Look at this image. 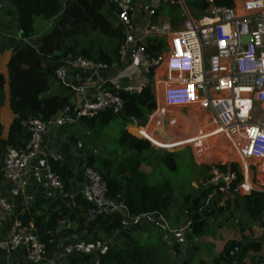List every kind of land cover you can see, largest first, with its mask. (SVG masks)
Here are the masks:
<instances>
[{"label":"trees","instance_id":"1","mask_svg":"<svg viewBox=\"0 0 264 264\" xmlns=\"http://www.w3.org/2000/svg\"><path fill=\"white\" fill-rule=\"evenodd\" d=\"M8 1L11 7L4 11L16 15L23 38L42 34L37 46L22 42L13 48L8 62V79L0 71V113L8 85L10 106L15 114L7 138L3 137L0 117V147L22 149L29 141V135L23 133V120L39 118L50 126L54 116L67 106L74 107L71 88L56 79V70L64 61L69 57L83 56L98 64L118 67L122 64L120 47L126 33L113 10L114 6L108 5L106 0ZM215 2L234 6V0ZM188 6L191 10L203 13L209 3L208 0H189ZM167 8L173 26L180 27L185 19L183 11L175 5H164L157 12L158 15ZM39 17L50 24L38 28ZM148 40L145 48L151 55L160 54L166 46L161 36L150 35ZM55 85L58 88L53 92ZM109 89L118 92L123 99L125 115L106 108L92 116L63 119L78 123L80 131L84 132L85 135H80V138L84 141L82 154L85 164L99 171L107 184L109 197L119 199L124 204L123 210L93 216L86 207L73 205L60 196L47 199L43 195L20 217L26 224L33 225L35 234L47 250L51 249L62 221L70 224V228L65 229L67 234L85 233L97 240L109 241L105 250L73 251L66 258L70 264H150L149 249L135 236V229L147 228V225H138L142 217L169 213L174 203V188L170 180L151 184L152 173L143 171L141 167L154 163L157 167L165 162L175 170L177 165L173 158L176 151L165 152L157 157L158 150L148 139L137 137L128 130L126 115L147 122L149 115L156 109L152 85L140 94L118 91L112 85ZM113 124H116V130L107 131ZM50 164L61 176L65 193L70 194L71 181L75 176L71 165L65 160H51ZM222 168L227 171L229 166ZM231 168L239 170L237 164H232ZM222 196V193L214 192L213 187L202 189L199 196L185 194L183 209L186 220H183L189 224L186 240L194 241L206 233L209 219L216 214L214 207L218 197ZM240 199L253 223H258L263 229V234L260 237L249 236L245 234L246 227H241V237L226 241L212 264L264 262V190H253L233 198L230 196L227 203H238ZM218 211L222 212L223 207ZM148 226L165 229L158 223ZM114 236L117 237L113 239ZM162 243L166 244V239ZM177 250L180 251V248L177 247ZM184 258L183 264H189L187 256Z\"/></svg>","mask_w":264,"mask_h":264},{"label":"built area","instance_id":"2","mask_svg":"<svg viewBox=\"0 0 264 264\" xmlns=\"http://www.w3.org/2000/svg\"><path fill=\"white\" fill-rule=\"evenodd\" d=\"M106 2L114 6L126 33L120 47V66L138 67L144 76H150V81L142 79L132 86L116 83L112 77L103 78L95 103L74 108L67 106L64 112L81 117L112 108L125 115L123 99L107 86L140 94L152 85L156 109L144 123L135 116L126 115L128 130L132 134H135L132 130L145 129L154 131L159 138L155 130L150 129L151 123L165 119L167 110L172 107L211 109L214 111L212 129H200L189 144L196 157L201 159L209 151L212 138L223 135L235 150L237 159L234 164L239 170H233L231 163L226 171L222 168L227 166L223 160L215 161L201 189L213 187L214 192L226 197L264 190V0H234L233 7L208 0L209 6L199 19L192 16L189 0H145L143 13L136 0ZM164 5H175L183 11L185 19L180 27H174L171 19L158 15ZM10 6V1L0 0V13ZM142 15L152 21L143 34L138 27ZM150 35L161 36L165 41L166 46L158 55H151L145 48ZM112 68L115 67L95 63L83 56L69 57L56 70V79L62 85L76 89L71 81V70L92 69L96 72L111 71ZM21 125L23 133L29 135V141L22 149L9 148L2 170L4 177L13 183L22 178L29 163L42 153L49 128V124L39 118L23 120ZM49 158L50 161L64 160L59 153H51ZM86 175L88 186L84 195L93 204L89 210L91 215L123 210L124 204L119 199L109 197L107 184L99 171L87 167ZM46 177L49 190L44 197L60 196L66 200L69 194L65 193L64 182L50 163ZM0 212H12L11 204L1 194ZM148 216H156L163 225L167 224L165 215L154 213ZM0 248L23 250L27 260L35 264L40 263L47 252L33 225L26 224L18 216L10 225L7 237L0 242ZM58 264L70 262L64 259Z\"/></svg>","mask_w":264,"mask_h":264},{"label":"crops","instance_id":"3","mask_svg":"<svg viewBox=\"0 0 264 264\" xmlns=\"http://www.w3.org/2000/svg\"><path fill=\"white\" fill-rule=\"evenodd\" d=\"M136 2L139 6L140 12L143 13L144 6L146 4L145 0H136ZM168 11V8L164 9L160 16L170 19L169 14L167 13ZM151 22L152 21H150L148 17H144V15H142L138 22L139 31L141 32V34L146 33L148 25ZM41 38L42 34L40 33L37 36L29 38L31 41L30 43L34 46H37L40 43ZM34 39H36V43L32 42V40ZM12 53V48L10 49L7 48L5 44H0V71L7 79L8 62L12 56ZM106 77H112L116 83H119L121 85L134 86L137 85L142 79H147L150 81L149 78H146L143 75L140 68L138 67L126 68L123 66H119L112 68L111 71L98 70L96 72L92 69H73L71 70V81L76 89L82 88V91L76 89H71L72 91H70L72 94L74 107H76L77 105H83L84 103H95L99 97L100 80ZM5 92L6 100L3 107L1 108L0 117L1 123L3 125V137L7 138L8 131L11 123L15 118V114L10 106L8 85L5 88ZM194 114V118L196 119L197 123L196 126L194 124L193 126H191L194 134H196L200 129H203L204 131H210L212 129V119L214 117V111L211 109L201 110L196 108L195 110V107L186 110L182 109L179 113V116H174V118H180L181 120H190L191 116ZM64 117L70 118L74 116L65 113L63 110L53 117L51 125L48 128L47 135L45 136L43 142L42 153L29 163L22 178L14 183L7 180L2 172L4 159L10 147L6 148V150H4L3 146L0 147V194L9 201L12 207V212L10 213L0 212V242L7 237L8 229L15 217H20V215H22V213L27 210L33 202L42 197L49 190V183L46 177V169L50 163L49 155L51 153H59L60 155H62L63 159L71 165L75 174L73 180L71 181L70 194L67 196L66 200L73 205L86 207L88 210L92 208V202L84 195V191L88 186V179L86 175L87 166L82 154V140L80 138V133L77 131L78 128L80 129V127L78 123L72 120H64ZM188 127H190L189 123L185 125V128ZM132 131L137 135L147 137L155 145L167 149L185 146L191 142V137L173 141L168 140V138L160 139L156 137L154 131H148L145 129ZM81 132L84 133L82 130ZM215 137H213L212 139H214ZM183 148L181 147V149ZM213 150L214 145L211 140L210 149L208 152L203 154V157H205V155L211 154ZM193 156L196 155L193 154ZM215 158L216 159L211 160L209 157V161L207 159V161L203 162L208 164L209 167H211V164L213 162L218 160H223L227 164V166L231 164V162H227L224 157L218 156ZM141 169L147 173H151L150 171H147L146 167L144 169V167L142 166ZM231 197L233 198L234 196ZM147 220H150L148 221L149 223H146ZM154 223L163 225L160 219L156 216L142 217L141 220L138 221V225L143 226H148ZM66 228H70V224L62 221L54 237L51 249L47 250L44 259L40 263L36 264H58L60 261L66 259L67 256L75 250L88 252L94 251L99 248L105 250L107 243H109V241H100L91 236H88L85 233L67 234L65 230ZM180 228L182 229V226H180ZM116 237L117 236H114L113 239H115ZM257 260L256 263H258ZM247 261L249 262V259H247ZM0 264L35 263H31L27 260L26 254L23 250H15L12 248L7 250L0 248Z\"/></svg>","mask_w":264,"mask_h":264},{"label":"rangeland","instance_id":"4","mask_svg":"<svg viewBox=\"0 0 264 264\" xmlns=\"http://www.w3.org/2000/svg\"><path fill=\"white\" fill-rule=\"evenodd\" d=\"M191 12L192 16L196 19L201 18L203 15V13L196 12L193 9ZM49 24L43 18H37L38 28ZM22 42L31 41L30 39L23 38L18 28V18L16 15L9 14L7 10L0 13V44H5L7 48L13 49L17 44ZM32 42L36 43V39L32 40ZM145 77L150 79V76ZM57 88L58 85H55L52 91H57ZM189 108H192V106L172 107L168 109L165 119L159 122L153 121L150 129L155 130L160 139L168 138V140L178 141L183 138H193L195 134L191 126L193 124L196 126L197 124L194 118L195 114L191 116L190 120H181L180 118L173 120L174 116H179L182 109L186 110ZM187 123H189L190 127L185 128ZM115 130L116 124H113L107 131L114 132ZM77 131L80 135L83 134L79 128ZM134 135L142 137L137 134ZM81 140L83 145L84 141L82 138ZM212 143L214 145L213 152L208 154L209 156L205 155V157L199 159L193 156L194 150L191 144L182 146V148L185 147L183 149L181 147L167 149L159 147L152 142L158 150L156 153L157 157L162 156L165 152L176 151L173 159L177 168L173 170L165 162H161L157 167L155 163L142 165L144 169L146 167L147 171L152 173L150 177L151 184L160 180H170L174 188V203L168 215H165L167 221V224L164 225L165 229L161 230L152 226L135 229V236L141 244L147 246L149 249L150 264H183L185 256H187L189 264H212L219 256L226 241L241 237L239 233L241 227H246L245 234L249 236L260 237L263 234V229L260 225L253 223L249 214L242 207L241 199L238 203L228 205V197L222 196L218 197V203L214 207L216 214L209 219L206 233L194 241L186 240L185 237L189 224L183 220H186V212L183 209L184 196L187 193H190L192 196L200 195L202 191L201 184L210 174V167L203 161H207V159L209 161V157L212 160L220 156L224 157L227 162L234 164L237 159L235 150L226 137H215L212 139ZM4 150H6L5 147ZM220 207H223L222 212L218 211ZM148 221L150 220H147L146 223H149ZM180 226H182V229ZM167 229L169 230L168 232H166ZM163 239H166V244L162 243ZM177 247L180 248V251L177 250Z\"/></svg>","mask_w":264,"mask_h":264},{"label":"water","instance_id":"5","mask_svg":"<svg viewBox=\"0 0 264 264\" xmlns=\"http://www.w3.org/2000/svg\"><path fill=\"white\" fill-rule=\"evenodd\" d=\"M141 123H144V122L141 121ZM12 148H13V147H10V149H12Z\"/></svg>","mask_w":264,"mask_h":264}]
</instances>
